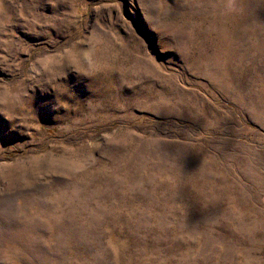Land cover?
Returning <instances> with one entry per match:
<instances>
[{
    "label": "rangeland",
    "instance_id": "rangeland-1",
    "mask_svg": "<svg viewBox=\"0 0 264 264\" xmlns=\"http://www.w3.org/2000/svg\"><path fill=\"white\" fill-rule=\"evenodd\" d=\"M0 264H264V0H0Z\"/></svg>",
    "mask_w": 264,
    "mask_h": 264
}]
</instances>
